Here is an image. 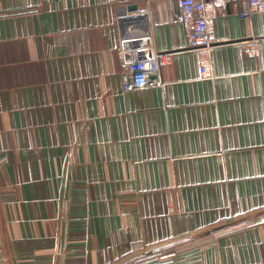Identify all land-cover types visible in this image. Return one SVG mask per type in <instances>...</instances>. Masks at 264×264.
<instances>
[{
  "label": "crops",
  "instance_id": "obj_1",
  "mask_svg": "<svg viewBox=\"0 0 264 264\" xmlns=\"http://www.w3.org/2000/svg\"><path fill=\"white\" fill-rule=\"evenodd\" d=\"M248 4L219 10L204 78L179 0H0V264H264ZM130 28L173 53L161 86L122 89Z\"/></svg>",
  "mask_w": 264,
  "mask_h": 264
},
{
  "label": "built area",
  "instance_id": "obj_2",
  "mask_svg": "<svg viewBox=\"0 0 264 264\" xmlns=\"http://www.w3.org/2000/svg\"><path fill=\"white\" fill-rule=\"evenodd\" d=\"M230 0H179L180 21L186 31L190 48L200 51V74L212 78L211 49L217 43L214 22L219 10ZM248 9L240 16L249 17L254 11L264 12V0H248ZM146 12L145 8L139 13ZM131 35H124L119 40L120 63L125 70L121 75L122 89L139 90L155 88L164 83L161 71L170 64L173 53L163 52L153 46V37L149 30L130 28ZM257 54V49H251ZM156 258H145L131 264H149ZM155 264V263H154Z\"/></svg>",
  "mask_w": 264,
  "mask_h": 264
},
{
  "label": "water",
  "instance_id": "obj_3",
  "mask_svg": "<svg viewBox=\"0 0 264 264\" xmlns=\"http://www.w3.org/2000/svg\"><path fill=\"white\" fill-rule=\"evenodd\" d=\"M137 8H138V5L136 6V5H130V6H128V9L129 10H137Z\"/></svg>",
  "mask_w": 264,
  "mask_h": 264
}]
</instances>
